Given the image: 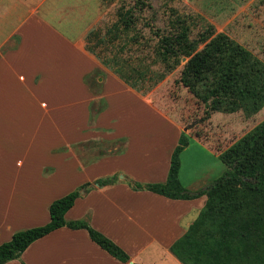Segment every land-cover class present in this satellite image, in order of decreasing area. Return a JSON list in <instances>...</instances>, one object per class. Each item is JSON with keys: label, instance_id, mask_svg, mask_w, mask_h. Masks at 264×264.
<instances>
[{"label": "crops", "instance_id": "0c3cea01", "mask_svg": "<svg viewBox=\"0 0 264 264\" xmlns=\"http://www.w3.org/2000/svg\"><path fill=\"white\" fill-rule=\"evenodd\" d=\"M45 1L0 0V243L19 229L47 223L54 199L90 182L66 219L87 220L133 264H181L169 246L196 218L205 195L174 199L127 183L165 181L181 131L86 49L89 6L71 12L44 6ZM94 71L99 91L88 83ZM101 98L105 107L91 118V101ZM125 98L146 107L153 118H163L155 124L157 139L134 138L125 128ZM108 142L122 146L113 151L106 149ZM99 143L103 152L98 154ZM137 145L144 150H134ZM132 162L145 166L137 172L139 165L132 168ZM111 175H117L111 184L93 183ZM129 261L110 255L86 229L63 226L4 264Z\"/></svg>", "mask_w": 264, "mask_h": 264}, {"label": "trees", "instance_id": "16d2710c", "mask_svg": "<svg viewBox=\"0 0 264 264\" xmlns=\"http://www.w3.org/2000/svg\"><path fill=\"white\" fill-rule=\"evenodd\" d=\"M135 21L129 13L123 15L120 23L114 24L116 32L108 41L116 43L123 35L127 36ZM173 25L167 33L154 31L157 40L152 46L151 63L160 64L162 70H151L147 64L142 69L131 66L128 59L120 56L126 42L122 46L115 44L112 56L102 58L101 63L137 89L147 74L159 82L186 58L177 81L204 105L205 117L213 112L233 113L240 109L255 113L264 106V63L259 58L237 43L198 49L212 34L211 26L192 38L185 19L178 18ZM100 101L103 104L93 110L91 118L105 107L104 99ZM190 140L191 136L180 132L170 154L165 181L142 183L128 179L127 183L135 190L145 189L174 199L205 195L197 217L169 246L181 264H264V119L215 154L225 165L223 173L195 190L183 187L179 181V156ZM116 179L117 175L105 176L93 183L103 186ZM91 187L92 183L84 182L54 199L48 206L47 223L19 229L8 241L0 243V264L19 259L31 242L63 226L86 229L93 242L128 263V253L87 220L65 218L81 191Z\"/></svg>", "mask_w": 264, "mask_h": 264}, {"label": "rangeland", "instance_id": "374dc122", "mask_svg": "<svg viewBox=\"0 0 264 264\" xmlns=\"http://www.w3.org/2000/svg\"><path fill=\"white\" fill-rule=\"evenodd\" d=\"M140 2L144 5H140ZM43 5H56L53 8H66L71 12L89 6L91 20L87 22L85 47L100 62L102 58L112 56L115 44L122 46L126 42L120 56L128 59L131 66L142 69L147 64L151 70H162L160 64L151 63L152 46L157 40L154 31L167 33L173 29L175 20L180 18L186 20L192 38L205 28L212 27V34L199 44L198 49H214L223 44L237 43L264 63V0H47ZM126 13L135 17L136 23L127 36L123 35L116 43L109 42L116 32L114 24H119ZM95 14L97 17L93 20ZM119 26L122 27L121 24ZM94 35H98V38ZM185 61L186 58H182L181 64L159 82H154L152 76L147 74L138 88L133 89L144 97L147 104L175 123L179 132L191 136L189 146L179 156V181L185 188L194 185V189H197L223 173L225 165L215 154L262 121L264 106L255 113L240 109L233 113L213 112L208 118L205 117L204 105L177 81ZM97 74L94 71L88 77L94 91H99ZM102 104L100 99L92 100L90 116ZM151 115L146 107L125 98V128H130L134 138L149 136L147 139H157L159 131L155 129V124L161 123L163 118H153ZM192 140L198 141L206 149ZM100 143L106 146L105 142ZM100 143L96 148L98 154L103 152L100 151ZM118 143L108 142L106 149L114 151L122 146L121 142ZM133 148L144 150L140 145ZM130 165L134 168L139 164L132 162ZM143 165L140 164L135 171L138 172Z\"/></svg>", "mask_w": 264, "mask_h": 264}, {"label": "water", "instance_id": "95a60500", "mask_svg": "<svg viewBox=\"0 0 264 264\" xmlns=\"http://www.w3.org/2000/svg\"><path fill=\"white\" fill-rule=\"evenodd\" d=\"M129 264H133V262L129 261Z\"/></svg>", "mask_w": 264, "mask_h": 264}]
</instances>
